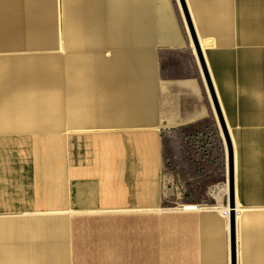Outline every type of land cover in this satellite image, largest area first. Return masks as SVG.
Here are the masks:
<instances>
[{
	"label": "crops",
	"instance_id": "obj_1",
	"mask_svg": "<svg viewBox=\"0 0 264 264\" xmlns=\"http://www.w3.org/2000/svg\"><path fill=\"white\" fill-rule=\"evenodd\" d=\"M184 3L234 146L235 264H264V0ZM196 41L181 0H0V264H233L228 189L163 203L193 201L190 137L221 129Z\"/></svg>",
	"mask_w": 264,
	"mask_h": 264
},
{
	"label": "rangeland",
	"instance_id": "obj_2",
	"mask_svg": "<svg viewBox=\"0 0 264 264\" xmlns=\"http://www.w3.org/2000/svg\"><path fill=\"white\" fill-rule=\"evenodd\" d=\"M214 134V140L211 141L212 146H208L209 150H203L197 148L193 150L191 148V154H193L192 166L193 176L187 179L186 192L184 197H189L187 194H191V202L202 203L205 206L209 203H213L216 196L224 195L225 188L228 189V153L225 139L222 135L221 129L210 130ZM207 144V142H206ZM16 156L18 159L24 155L26 151L25 143L19 141L16 144ZM210 153V154H208ZM200 155L198 158L195 156ZM24 158V157H23ZM164 208L174 207L178 203L176 198H166L164 201Z\"/></svg>",
	"mask_w": 264,
	"mask_h": 264
},
{
	"label": "water",
	"instance_id": "obj_3",
	"mask_svg": "<svg viewBox=\"0 0 264 264\" xmlns=\"http://www.w3.org/2000/svg\"><path fill=\"white\" fill-rule=\"evenodd\" d=\"M182 7L185 11L186 18L188 21V25H190L192 35L194 38V41H196L195 38V32L193 30V26L190 23V18L188 15L187 8L185 7L184 0H181ZM196 49L199 54L200 60H201V65L203 69V73H205V78H206V83H207V88L210 91L211 94V99L213 102V105L215 106L216 109V114L218 117V120L220 121L221 124V131L222 135L225 139L226 146H227V153H228V179H227V185H228V200L229 201V208H230V230L232 234V250H233V264H235L236 260V233H235V224H236V201H235V153H234V146H233V141H232V136L230 135V131L226 125V122L223 119L222 111L220 104L218 103L217 96H216V91L215 88L213 87V83L211 81L210 73L207 70L206 64L204 57H202L201 50L199 47L198 42L196 41Z\"/></svg>",
	"mask_w": 264,
	"mask_h": 264
},
{
	"label": "built area",
	"instance_id": "obj_4",
	"mask_svg": "<svg viewBox=\"0 0 264 264\" xmlns=\"http://www.w3.org/2000/svg\"><path fill=\"white\" fill-rule=\"evenodd\" d=\"M210 130L212 129H204V130H199L197 131L196 134L192 135L190 138V142H191V148L193 150L197 149V148H200V149H203V150H209L211 151L212 149H209L208 146H212L211 145V141L214 140V134H212L211 132H209ZM214 130V129H213ZM212 130V131H213ZM207 142V144H206ZM208 145V146H206ZM196 151V150H195ZM210 154V153H208ZM195 204V206H202V205H205V204H202V203H194V202H189V203H183V204H179V205H176L174 208H178V209H191V210H197L198 208H188L186 206V204ZM224 214L229 216L230 214V209H225L224 211Z\"/></svg>",
	"mask_w": 264,
	"mask_h": 264
},
{
	"label": "bare ground",
	"instance_id": "obj_5",
	"mask_svg": "<svg viewBox=\"0 0 264 264\" xmlns=\"http://www.w3.org/2000/svg\"><path fill=\"white\" fill-rule=\"evenodd\" d=\"M188 208H198L199 206H187Z\"/></svg>",
	"mask_w": 264,
	"mask_h": 264
}]
</instances>
